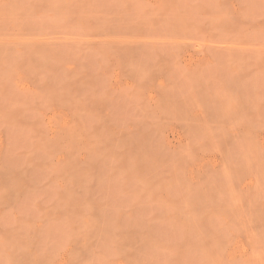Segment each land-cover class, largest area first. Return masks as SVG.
<instances>
[{
    "label": "rangeland",
    "instance_id": "1",
    "mask_svg": "<svg viewBox=\"0 0 264 264\" xmlns=\"http://www.w3.org/2000/svg\"><path fill=\"white\" fill-rule=\"evenodd\" d=\"M0 264H264V0H0Z\"/></svg>",
    "mask_w": 264,
    "mask_h": 264
}]
</instances>
